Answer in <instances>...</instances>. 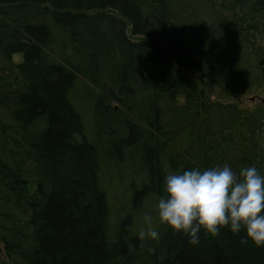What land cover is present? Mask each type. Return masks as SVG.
I'll return each instance as SVG.
<instances>
[{
    "label": "trees",
    "instance_id": "obj_1",
    "mask_svg": "<svg viewBox=\"0 0 264 264\" xmlns=\"http://www.w3.org/2000/svg\"><path fill=\"white\" fill-rule=\"evenodd\" d=\"M263 94L264 0H0V264H264L155 213L170 172L264 175Z\"/></svg>",
    "mask_w": 264,
    "mask_h": 264
},
{
    "label": "clouds",
    "instance_id": "obj_2",
    "mask_svg": "<svg viewBox=\"0 0 264 264\" xmlns=\"http://www.w3.org/2000/svg\"><path fill=\"white\" fill-rule=\"evenodd\" d=\"M163 192L155 206L156 217L174 233L187 236L190 244L199 243L201 229L216 236L228 228L233 234L243 230L255 247H264V175L255 166L238 173L227 164L170 172ZM143 219L146 227L139 238L158 240L153 216L145 214Z\"/></svg>",
    "mask_w": 264,
    "mask_h": 264
},
{
    "label": "rangeland",
    "instance_id": "obj_3",
    "mask_svg": "<svg viewBox=\"0 0 264 264\" xmlns=\"http://www.w3.org/2000/svg\"><path fill=\"white\" fill-rule=\"evenodd\" d=\"M127 34L131 38H139V37H141L140 34H137V35L131 34L128 29H127ZM20 57H21L20 53H16V54L13 55V59L14 60H16V59L18 60V59H20ZM210 97L213 98V99L217 98V99H221V100H224V101H234V102L238 103L240 106H243V107H245V106L249 107V106H251V105H253L255 103V99L251 98L249 95H244L243 94V95H239V96H226V95L221 94L216 89H212L211 90ZM177 99H178V101H182V96H180V95L177 96ZM262 128H263L262 129L263 133L261 135L264 137V123L262 125ZM260 141H261V139H260ZM107 183L109 184V188H110L109 191H108L109 195L114 197L116 191L113 188V185L111 183L110 178H109V180H107ZM0 252H1V250H0Z\"/></svg>",
    "mask_w": 264,
    "mask_h": 264
},
{
    "label": "water",
    "instance_id": "obj_4",
    "mask_svg": "<svg viewBox=\"0 0 264 264\" xmlns=\"http://www.w3.org/2000/svg\"><path fill=\"white\" fill-rule=\"evenodd\" d=\"M151 41H154V42H156L157 44L163 45V43L159 41L158 36H152V37H151ZM250 97L253 98V96H250ZM260 100H261L262 102H264V94H263L262 96H260Z\"/></svg>",
    "mask_w": 264,
    "mask_h": 264
}]
</instances>
